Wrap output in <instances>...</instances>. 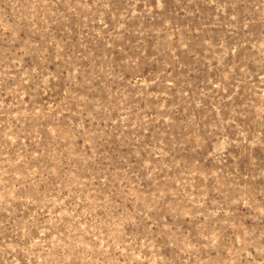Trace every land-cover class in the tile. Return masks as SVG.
Here are the masks:
<instances>
[{"label": "rangeland", "instance_id": "374dc122", "mask_svg": "<svg viewBox=\"0 0 264 264\" xmlns=\"http://www.w3.org/2000/svg\"><path fill=\"white\" fill-rule=\"evenodd\" d=\"M0 264H264V0H0Z\"/></svg>", "mask_w": 264, "mask_h": 264}]
</instances>
